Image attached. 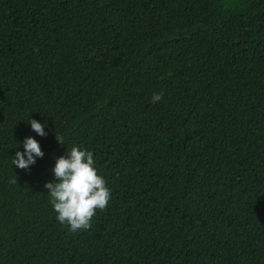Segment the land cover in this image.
I'll return each mask as SVG.
<instances>
[{
	"label": "trees",
	"instance_id": "16d2710c",
	"mask_svg": "<svg viewBox=\"0 0 264 264\" xmlns=\"http://www.w3.org/2000/svg\"><path fill=\"white\" fill-rule=\"evenodd\" d=\"M74 145L112 192L79 232ZM0 264H264V0H0Z\"/></svg>",
	"mask_w": 264,
	"mask_h": 264
},
{
	"label": "clouds",
	"instance_id": "9594fccd",
	"mask_svg": "<svg viewBox=\"0 0 264 264\" xmlns=\"http://www.w3.org/2000/svg\"><path fill=\"white\" fill-rule=\"evenodd\" d=\"M164 92L153 93V103L160 102ZM31 128L40 136H45V125L31 119ZM59 143L64 144V138L56 134ZM24 151H17L12 159V164L22 170H27L42 158L44 152L38 140L28 136L23 141ZM54 181L46 182L50 203L56 219L61 224H66L70 231L79 232L88 230L97 211H105L112 199L111 189L106 178L96 167V160L91 151L79 146H72L66 155L57 158L53 168ZM10 183L16 184L15 179Z\"/></svg>",
	"mask_w": 264,
	"mask_h": 264
}]
</instances>
